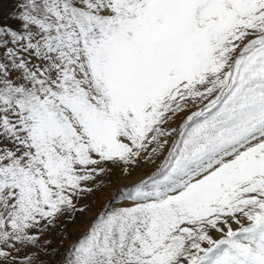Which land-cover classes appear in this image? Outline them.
<instances>
[{
    "label": "snow or ice",
    "instance_id": "1",
    "mask_svg": "<svg viewBox=\"0 0 264 264\" xmlns=\"http://www.w3.org/2000/svg\"><path fill=\"white\" fill-rule=\"evenodd\" d=\"M5 2L0 264H264V0Z\"/></svg>",
    "mask_w": 264,
    "mask_h": 264
},
{
    "label": "rangeland",
    "instance_id": "2",
    "mask_svg": "<svg viewBox=\"0 0 264 264\" xmlns=\"http://www.w3.org/2000/svg\"><path fill=\"white\" fill-rule=\"evenodd\" d=\"M14 7V0H7L3 4V9L5 11V14L10 11ZM162 162L161 160H157L154 165H147L143 166L140 169H138L131 177L127 178H119V174H115L111 178L110 184H108L104 191L97 192V194L94 197H89L87 200L84 201V203L89 204L91 206V211L84 216H77L76 221L74 224L68 225L66 231L64 230V227L62 226L60 230L53 233L49 238L53 240V246L60 245L61 241V233L68 236V239L63 242L61 246V251L66 249L69 244L77 239V237L80 236V234L86 229L88 223L91 221V219L94 218V215L96 212L100 210V207L108 202V199L110 196L116 195L118 190L122 187H124V183H122L123 179L130 180L129 184H132L134 181H137L141 178H146L148 175L152 174L156 171L158 165ZM126 185V186H127Z\"/></svg>",
    "mask_w": 264,
    "mask_h": 264
},
{
    "label": "bare ground",
    "instance_id": "3",
    "mask_svg": "<svg viewBox=\"0 0 264 264\" xmlns=\"http://www.w3.org/2000/svg\"><path fill=\"white\" fill-rule=\"evenodd\" d=\"M129 181H130V180H128V179H123V180H122V183H124V186H126L127 184L130 183Z\"/></svg>",
    "mask_w": 264,
    "mask_h": 264
}]
</instances>
